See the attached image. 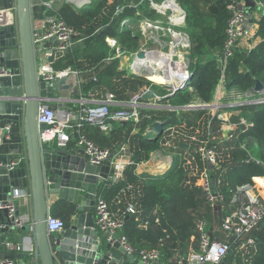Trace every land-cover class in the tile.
I'll return each mask as SVG.
<instances>
[{
  "label": "trees",
  "instance_id": "16d2710c",
  "mask_svg": "<svg viewBox=\"0 0 264 264\" xmlns=\"http://www.w3.org/2000/svg\"><path fill=\"white\" fill-rule=\"evenodd\" d=\"M129 1L93 0L86 6L75 7L74 4L62 0L57 7L59 15L81 31L84 39L63 59L57 61L54 67L63 69L71 66L72 69L81 71L84 96L93 92L100 97L105 92H111L118 100L126 102L138 96L147 85H152L150 81L141 77L128 75L126 73L128 70L120 68V58L108 60L116 52L106 41L109 36L117 39L122 52L139 50V34L132 29L120 30L123 21H128L123 24L126 26L133 22L131 19L145 17L150 19L159 15L155 7H150L152 0H145L139 7L125 6L118 12V7ZM177 1L187 11L185 30L191 37L193 55H204L206 52L213 54L223 47L227 37V24L233 14L229 8L232 0ZM139 8L142 9V14L138 13ZM255 10H251V13ZM46 13L52 11L49 9ZM256 29V35L264 39V13L256 21ZM137 71L145 74L143 61L139 63ZM191 71L194 74L189 80L188 87L173 97L165 98L163 104L182 106L188 104L193 95L204 102H211L214 99L221 78V69L214 55L200 64L193 63ZM94 76L97 77L96 81L93 79ZM256 79L264 82V42L249 53L236 52L230 59L225 73L228 88L247 90L253 87ZM244 110L250 112L247 117L254 125L247 132H241L238 138L220 139L215 143L221 153L222 190L227 197L231 193L228 191L230 188L251 184L254 175L264 174V168L261 166L244 161L247 150L240 147V143L246 142L248 149L263 157L261 154L264 148V104L246 106ZM152 118L164 122V134L156 141L151 139V133L147 134V129L153 124L148 127L149 119ZM209 120L210 114L204 109L188 111L149 109L141 112L139 122H124L121 123L124 124L122 127L113 128L109 132L92 125L84 127L85 133L102 147L114 148L115 145L130 140L136 164L126 169L123 180L109 186H101L100 190L104 192L111 209L124 219V233L136 251L162 249L165 255L162 264H178L182 255L198 248L199 235L195 231L197 218L204 216L212 221L214 218L206 204L200 180L189 176L190 168L183 167L178 158L167 170L155 175L138 174L137 164L150 158L151 152L159 148L161 142L169 137L170 132L167 129L174 126H177L179 140L190 144L189 152L193 155L199 141L205 140L211 130L208 128ZM180 124H186L187 129ZM137 128L142 132L133 133ZM145 130L146 134H143ZM196 131H199V141H193L188 137ZM184 148L185 146L181 145V149ZM200 164L202 166V162ZM131 204L135 206L136 213L127 211ZM155 209H158L159 222L154 220ZM51 213L63 218L67 227L71 217L77 214V206L57 201L51 207ZM147 218L151 219L150 224L147 227L141 226V221ZM252 236L257 241L256 251L251 249L246 255L236 254L237 264H264V220L252 232ZM232 248L227 262L234 259L236 244L232 243ZM125 264H138V256L126 260Z\"/></svg>",
  "mask_w": 264,
  "mask_h": 264
},
{
  "label": "built area",
  "instance_id": "2783aa9c",
  "mask_svg": "<svg viewBox=\"0 0 264 264\" xmlns=\"http://www.w3.org/2000/svg\"><path fill=\"white\" fill-rule=\"evenodd\" d=\"M60 1L40 0L45 13L42 19L43 24L40 27L34 26L33 29L37 77L39 82L44 81L49 85H54L63 77H68L69 82L70 77L73 76L75 79L73 82H69L71 87L67 90L76 87V95L81 97L77 100L79 103L77 113L59 109L58 107L57 109H53L52 106L54 105L49 104L50 101L40 107L38 121L40 124H46V128L40 130L41 140L44 143L56 141L60 145L68 146L70 141L75 138L78 146L85 151L91 164L103 165L109 163L111 172L102 185L109 186L123 180L126 169L136 164L133 152L130 150L129 143L126 142L122 143L118 148L102 147L85 133V125H92L104 132H109L110 126L113 123L139 122L143 110L161 109V107L162 109L168 108L167 110L176 109L169 107V104L160 103L162 96H155L152 99L145 100L144 95L151 90L150 87H146L138 96L126 102L118 100L111 92L103 93L100 98L96 97L97 95L93 92H90L88 96H84L82 92L83 80L81 78V71L74 70L71 66L63 69H56L54 67L57 61L63 59L68 52L72 51L84 39L81 31L68 24L59 15L57 7ZM255 2L257 10L264 8V0H255ZM152 4L160 16L168 9H177L179 16L172 20L183 19V14L180 13L181 6L177 0H163L157 4ZM229 8L232 9L233 14L227 24L225 43L223 47L214 51L213 54L221 69V78L216 89L217 93H215L214 99L211 102L196 99V102L183 105L186 108L182 109L188 111L203 108L208 111L210 114L208 128L211 130L208 132L207 138L199 141V131L188 135L191 140L199 141L192 155L190 154L191 152L181 149L178 131L176 130L177 126H174L167 129L170 132L169 137L165 138L161 142L160 147L156 149V152L165 153L167 161H163V165L166 164V167H169L178 158L183 167L190 168L189 176L200 180L206 204L214 220L218 221L220 228V233H217L208 218L204 216L198 217L195 226V231L199 235L198 248L190 250L186 255H182L178 260V264H237L236 254L242 253V255H246L251 252V249L256 251L257 241L252 236V232L264 220V174L254 175L251 184L237 185L235 189L230 188L228 191L231 193L228 197L222 190L223 185L220 173L222 170L221 153L215 143L217 140L220 141V139L230 140L235 137L238 138L241 132H247L254 125L253 121L246 116H237V120L231 119L232 110L236 107L241 108L254 104H264V82L262 91L255 90V84L247 90L236 88L230 95L235 100L231 104L226 102V98L224 99L225 90L222 89L221 93L218 91L221 84H224L223 87L226 85V69L234 54L239 51L251 52L256 47L251 41L257 38H259L258 44L264 42L263 38L256 35V21L254 20L253 13H250L252 16L248 14L244 0H232ZM49 9L52 13L47 14L46 10ZM120 11L119 8L118 12ZM127 22L125 20L123 24ZM143 23H145L144 25L155 27L154 23L149 20L143 21ZM51 39L53 41L49 43V46H44ZM106 41L112 49L116 50L115 54L109 57L108 60L115 57L120 58L125 54V52L121 51V47L118 46V41L115 37L109 36L106 38ZM52 51L55 53L62 52L63 56L56 57L54 62H51L49 61V57ZM133 55L139 61L146 59L137 58L136 53ZM188 72L186 71L187 74ZM11 73V70L0 66V76ZM93 79L96 81L97 77L94 76ZM190 90L193 91V88L190 87ZM72 94L71 96H76ZM214 122L219 124L217 131L212 127ZM180 126L187 129L186 124H180ZM11 131V122L0 124V146L9 138ZM216 132L220 134L219 138L215 141ZM186 144V147L189 148L190 144ZM240 147L247 150V156L244 160L246 163H255L264 168V148L261 154L263 157H261L248 149L246 142L240 143ZM19 161L15 160L9 163L0 161V166L5 165L8 169H13L18 166ZM200 162H202V166ZM99 187L93 211L95 228L101 233L107 234L106 241L112 243L119 241L125 248L123 262L137 255L138 260L144 264H162L165 256L162 249H142L139 252L136 251L124 233V219L111 209L104 192ZM21 194L24 193L20 192L19 189H15L9 198L0 200V215L2 210H7L9 218V222H6L2 217L0 228L8 226L13 230L28 229L29 234L21 241H15L11 236L6 237L4 240L5 248L14 252L35 253L36 244L33 236L32 215L21 213L17 203ZM127 211L130 213L137 212L133 204L127 207ZM157 214L158 209H155L153 211L155 222H159ZM150 222V218L142 220L141 226L147 227ZM65 229L66 224L64 219L53 215L50 208L47 218L49 236L54 237ZM232 243L236 244L237 250L234 259L231 262H227V257L233 250ZM0 264H17V260L12 256H8L3 258ZM94 264H122V262L113 261L112 255H109L106 261L95 262Z\"/></svg>",
  "mask_w": 264,
  "mask_h": 264
},
{
  "label": "water",
  "instance_id": "95a60500",
  "mask_svg": "<svg viewBox=\"0 0 264 264\" xmlns=\"http://www.w3.org/2000/svg\"><path fill=\"white\" fill-rule=\"evenodd\" d=\"M32 1L0 0V18L9 9L16 13L14 23H0V66L12 71L9 75L0 76V120L23 121L27 147V157L22 158L17 167L8 169L5 165L0 166V200L9 198L15 189L24 190L31 196L36 252L7 251L5 238L17 232L7 226L0 228V254L14 257L17 264H94L106 261L109 255H112L113 261L125 264V248L119 241H106L107 234L97 230L94 222L96 193L99 184L111 172L109 163L91 164L83 149L74 150L56 141L44 143L41 140L40 130L46 128V124L38 121L40 107L56 99L57 90H67L71 85L68 77L59 79L54 85L38 81ZM66 1L77 7L88 2ZM244 1L248 14L257 9L255 0ZM52 41L44 46H49ZM51 53V62L63 56L62 52ZM146 55L144 50L136 52L139 59L146 58ZM193 74L192 71L188 72L187 78L178 85L164 84L171 93L161 99L173 97L177 92L185 90ZM133 75L140 77L137 73ZM73 89L76 90V87ZM255 90H263V82L259 79L255 80ZM72 95H76V92ZM154 97L152 90L144 95L145 100ZM52 107L57 109L55 105ZM169 107L186 108L183 105ZM147 133H153L151 139L158 140L164 133V122L154 121ZM55 195L58 201L75 204L77 214L62 233L51 237L47 230V218L52 207L51 197ZM1 215L9 222L7 210H2ZM138 264L144 263L138 261Z\"/></svg>",
  "mask_w": 264,
  "mask_h": 264
},
{
  "label": "crops",
  "instance_id": "0c3cea01",
  "mask_svg": "<svg viewBox=\"0 0 264 264\" xmlns=\"http://www.w3.org/2000/svg\"><path fill=\"white\" fill-rule=\"evenodd\" d=\"M32 9H33V16H34V26H36V27L42 26V24H43L42 19H43L45 13H44V7L41 4L40 0H33L32 1ZM263 13H264V8H261L260 10H258V12H256V10H255L253 12V17H254L255 21H257ZM15 20H16L15 11L12 9H9L3 13V17L0 19V23L12 24L15 22ZM156 58L157 57L155 55H153V53L149 54V59H150L149 62L150 63L147 64L146 60H143V66L145 67L146 71H148L147 73H149L150 76L152 75L151 71L154 69L153 70V76L155 75L154 79L157 81L158 78L160 79L163 75H165L166 73H169V72H167L166 68H164L162 66L163 64L161 62H159ZM182 58H184L185 63H186V67H187L188 56H184ZM140 62L141 61L136 59L135 62L130 66H132L133 69L137 70ZM126 65L128 66V64H126ZM130 66H128V69ZM144 73L147 74L146 72H144ZM184 77H185V74H183V76L180 78L177 77L176 80H173V81L170 80V81L173 83L174 82L181 83L182 80L184 79ZM74 79L75 78L73 76L70 77L69 82H73ZM166 81L163 83L168 84L170 82V81H168V82H166ZM74 92H76V90H74V89L58 90L56 93L57 98L54 100H51L49 102V104L55 105L59 109L70 110L73 113H77L78 108H79V105H78L79 103L77 100L79 98L77 99V98L71 97V94ZM76 96H78V95H76ZM96 97H98V96H96ZM100 97H102V96H100ZM100 97H98V98H100ZM6 122L12 123V131L10 132L9 138H7L4 141V143L0 146V161L3 163H9L11 161H15V160L17 161V160H21L22 158H26L27 157V147H26L24 122L23 121L0 120V124H4ZM111 125L112 126H110L109 131H111V129H113V128L122 127L124 124L113 123ZM125 129H126V127H125ZM68 131L71 132L70 130H68ZM141 132H142V130H140L138 128L134 129V131H133V133H135V134H138ZM143 134H146V130H145V132H143ZM152 135H153V133H151L150 136H152ZM70 143H72V145L70 146L68 144V147L71 149H74V150H78V149L82 150L83 149L80 146H78L75 138H73L70 141ZM122 143H124V142H122ZM122 143H119V144L115 145L114 147L118 148ZM126 143H129L128 145L130 147V145H131L130 140H127ZM180 144L182 145L181 140H180ZM184 144H186V143H184ZM183 146H185V145H183ZM186 146H185L184 150L189 152L190 147L188 148ZM130 150L132 151L131 147H130ZM133 156H134V154H133ZM163 161L164 162L167 161L165 158V153L156 152V150H154L153 152H151L150 158L148 160H144V161H141L140 163H138L137 168H136V172L138 174H145V173L148 174L149 173V174H154V175L162 173L164 171L161 168L166 166V164H164V165L162 164ZM103 183H104V181L102 183H100L99 186L101 187L103 185ZM100 187H99V189H100ZM19 190H20V192L24 193V194H21L17 200L19 211L23 214H31V211H32L31 196L28 193H26L24 190L23 191L21 189H19ZM57 199H58V197L56 195L51 197L50 202H51L52 206L55 202L58 201ZM65 203L69 204L70 202L65 201ZM75 216L76 215H73L71 217V219L75 218ZM2 219H3L2 215H0V221ZM210 221H211V223H213L212 220H210ZM213 226L215 227V225H213ZM218 226H219V223H218ZM28 234H29V230L22 228L20 230H17V232H14L11 235V238L15 241H21ZM8 256H9L8 254H0V261L3 258L8 257Z\"/></svg>",
  "mask_w": 264,
  "mask_h": 264
},
{
  "label": "rangeland",
  "instance_id": "374dc122",
  "mask_svg": "<svg viewBox=\"0 0 264 264\" xmlns=\"http://www.w3.org/2000/svg\"><path fill=\"white\" fill-rule=\"evenodd\" d=\"M62 1V0H61ZM64 1V0H63ZM93 0H88V2L86 1L84 3V6H86L87 4H90ZM143 2H145V0H140L139 2L137 0H130L128 3L126 2L124 5L118 7V9L120 8V10L122 11L123 8H125V6H135V7H139L140 4H142ZM157 4L159 3L157 0H152L150 2L151 6L150 7H153V4ZM75 7H77L76 5H74ZM180 6H181V11L180 13H182L181 15L183 16V19L182 21L180 22H173L172 19H175V17H178V14H175V13H165L164 15L166 16H160L158 15L157 17L155 18H141V19H131V21L133 22H130L128 25L126 26H123V23H121L120 25V30L121 29H132L134 30L135 32H137L139 34V50H144L146 52V54H151L153 53V55H155L157 58V60L159 62H161V59L164 58L165 54H169L171 53V51L174 50L175 47H173L171 45V41L175 38L172 34H169L167 33L168 30H175V31H179V32H183L185 34H187L188 36V39H189V46H185L184 42L178 44V49L177 51H175L176 55L173 57V60H179L181 59L182 57L188 55L189 56V63H188V67H187V72L191 70V66L193 63H197V64H200L202 63L204 60H206L207 58H209L210 56H212L213 54H211V52H206L204 55H193L192 53V41H191V37L189 35V33L185 30V27L187 26V11L186 9L181 5L180 3ZM261 9V8H260ZM258 9V10H260ZM157 10V9H156ZM258 10L256 9V12H258ZM120 11V12H121ZM142 9H138V13L142 14ZM159 14V12H158ZM139 15V14H138ZM148 17V16H147ZM146 20H149L151 21L152 23H154L155 27H151L150 25H147L149 28H146V25H144L145 23H143V21H146ZM255 20V19H254ZM124 22V21H123ZM145 27H144V26ZM157 26V27H156ZM174 32V31H173ZM158 38V39H157ZM258 39H255V40H252L251 43L252 44H255L256 46L258 45ZM260 44V43H259ZM187 45V44H186ZM118 46H120V43H118ZM111 47V46H110ZM172 48V49H171ZM177 49V48H176ZM138 50V51H139ZM168 51V52H167ZM134 53L136 52H126L125 54H123L121 57H120V68L124 69V70H128L126 73L129 75V74H133V73H136L140 75V77L144 80H148L152 83L147 85L146 87H150L151 90L154 92L155 96H165L169 93H171V90L166 87L163 83V82H159V81H156L154 79L155 75L153 76V70L151 71V78H153L155 81H153L149 75L147 74H142L141 71L138 72L137 70L133 69L132 65L136 58L135 56L133 55ZM146 55V56H147ZM147 64L149 63L148 61H146ZM167 62H169V60H167ZM128 64L129 69H128V66L126 65ZM164 68H168V66H165ZM133 69V70H132ZM143 72H148V71H143ZM187 73L185 74V78H187ZM224 84H221L220 85V88H219V92L221 93L222 92V89L225 90V94H224V99L226 98V102L228 104H231L233 103L235 100L233 98V96H230L231 93L236 89V87H227L225 85V87H223ZM145 87V88H146ZM144 89H142L141 91H143ZM217 93V92H216ZM140 94V93H139ZM138 94V95H139ZM71 97H74V98H80L81 96H71ZM197 98L194 97V95L192 96L191 100L189 101L190 102H196ZM163 99H161L160 103H162ZM242 108V109H241ZM241 108H235L234 110H232V116H231V119L233 120H237V116H248L250 115V112L249 111H245L244 110V107H241ZM162 109V107H161ZM165 109H168V108H165ZM177 111H180L182 109H176ZM157 118H152V119H149V125L148 127L150 126V124H152L154 121H156ZM212 127H214L215 131H217V129L219 128V124L217 122H214L212 124ZM219 132H216L215 133V141L219 138ZM168 168V166H164L163 168V171H165L166 169ZM213 225H215V230L217 233H220V228L218 226V222L217 220H213Z\"/></svg>",
  "mask_w": 264,
  "mask_h": 264
},
{
  "label": "bare ground",
  "instance_id": "6f19581e",
  "mask_svg": "<svg viewBox=\"0 0 264 264\" xmlns=\"http://www.w3.org/2000/svg\"><path fill=\"white\" fill-rule=\"evenodd\" d=\"M75 1H77L78 3H80V2H83L84 0H75ZM175 13V14H177V13H179V11L177 10V9H168V10H166L165 11V13ZM165 13H162L161 14V17L162 16H166V15H164ZM178 16H179V14H178ZM180 21H182L181 20V18H178L177 20H175V21H173L174 23L175 22H180ZM146 28H149L147 25H146ZM174 31V32H173ZM169 32H170V34H172L175 38L171 41V45L173 46V47H175L174 48V50L175 51H177V50H179L178 49V44L180 43V41H181V43L182 42H184V44H185V46H189V41H188V38H187V36L186 35H184V33L183 32H179V31H175V30H172V32H171V30H168L167 31V33L169 34ZM158 39V38H157ZM187 44V45H186ZM177 48V49H176ZM172 49V48H171ZM171 51V53H169V54H165V56H164V58L163 59H161V63L163 64L162 66L163 67H165V66H168V68L166 69L167 70V72H169V73H164L165 75H163L160 79L158 78L157 79V81H159V82H165L166 80V82H168V81H170V80H176L177 79V77H182L183 76V74H186V70H187V67H188V63H189V56L188 55H186V56H188V63H187V67H186V63H185V60H184V58H181V59H179V60H173V57L176 55V53H175V51ZM168 52V51H167ZM177 52H179V51H177ZM180 53V52H179ZM146 61H150V59H149V54L146 56V59H145ZM167 60H169V62H167ZM154 61V60H153ZM152 62V61H151ZM150 63V62H149ZM133 68V67H132ZM148 74V73H147ZM149 75V74H148ZM150 76V75H149ZM150 78H151V76H150ZM185 78V77H184ZM153 81H155L153 78H151ZM183 81V80H182ZM169 85L171 84V85H173V86H175V85H178L179 83H177V82H169L168 83Z\"/></svg>",
  "mask_w": 264,
  "mask_h": 264
}]
</instances>
